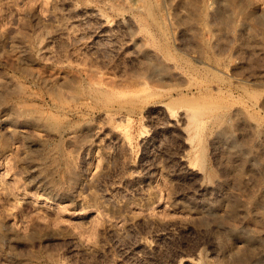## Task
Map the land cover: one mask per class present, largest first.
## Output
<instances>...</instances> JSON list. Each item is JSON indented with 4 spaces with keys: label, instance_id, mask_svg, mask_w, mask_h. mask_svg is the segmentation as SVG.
<instances>
[{
    "label": "rangeland",
    "instance_id": "obj_1",
    "mask_svg": "<svg viewBox=\"0 0 264 264\" xmlns=\"http://www.w3.org/2000/svg\"><path fill=\"white\" fill-rule=\"evenodd\" d=\"M0 264H264V0H0Z\"/></svg>",
    "mask_w": 264,
    "mask_h": 264
}]
</instances>
